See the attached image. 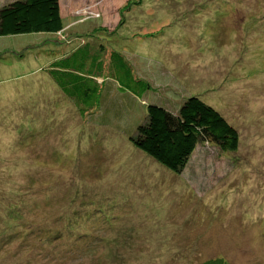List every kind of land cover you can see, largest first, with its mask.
Returning <instances> with one entry per match:
<instances>
[{
    "label": "rangeland",
    "instance_id": "obj_1",
    "mask_svg": "<svg viewBox=\"0 0 264 264\" xmlns=\"http://www.w3.org/2000/svg\"><path fill=\"white\" fill-rule=\"evenodd\" d=\"M60 7V32L0 37V264H264V0ZM84 44L105 61L89 112L49 72ZM113 53L152 88H122ZM192 96L240 145L200 143L178 174L131 139Z\"/></svg>",
    "mask_w": 264,
    "mask_h": 264
},
{
    "label": "trees",
    "instance_id": "obj_2",
    "mask_svg": "<svg viewBox=\"0 0 264 264\" xmlns=\"http://www.w3.org/2000/svg\"><path fill=\"white\" fill-rule=\"evenodd\" d=\"M61 0H19L0 8V37L58 33L62 30ZM84 44L54 61L49 70L62 93L77 107L91 111L101 91L105 61L91 54ZM111 76L122 88L136 93L150 90V83L135 79L133 70L124 56L111 55ZM135 147L168 170L182 173L200 143L215 145L223 152H236L240 134L221 113L198 96L189 97L176 112L151 104L147 118L132 137ZM202 264H231L226 259H209Z\"/></svg>",
    "mask_w": 264,
    "mask_h": 264
}]
</instances>
